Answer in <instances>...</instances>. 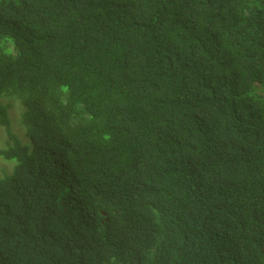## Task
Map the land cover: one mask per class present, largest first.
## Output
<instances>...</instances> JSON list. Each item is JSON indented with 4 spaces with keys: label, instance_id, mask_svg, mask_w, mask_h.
I'll use <instances>...</instances> for the list:
<instances>
[{
    "label": "trees",
    "instance_id": "obj_1",
    "mask_svg": "<svg viewBox=\"0 0 264 264\" xmlns=\"http://www.w3.org/2000/svg\"><path fill=\"white\" fill-rule=\"evenodd\" d=\"M0 126V264H264V0H0Z\"/></svg>",
    "mask_w": 264,
    "mask_h": 264
},
{
    "label": "rangeland",
    "instance_id": "obj_2",
    "mask_svg": "<svg viewBox=\"0 0 264 264\" xmlns=\"http://www.w3.org/2000/svg\"><path fill=\"white\" fill-rule=\"evenodd\" d=\"M11 106L8 109L10 125L12 130L17 134L22 143H26L31 146V139L25 134L24 128L20 123V110L22 105L19 100L11 102ZM6 133L3 126H0V146L5 145ZM15 164V159H6L0 156V175L2 176L3 172H10Z\"/></svg>",
    "mask_w": 264,
    "mask_h": 264
}]
</instances>
